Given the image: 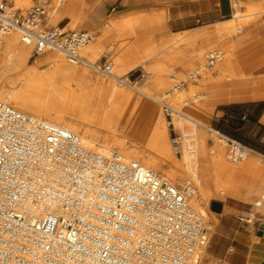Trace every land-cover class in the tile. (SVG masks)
<instances>
[{
    "label": "built area",
    "instance_id": "built-area-1",
    "mask_svg": "<svg viewBox=\"0 0 264 264\" xmlns=\"http://www.w3.org/2000/svg\"><path fill=\"white\" fill-rule=\"evenodd\" d=\"M43 5L37 2L22 18L0 0V38L20 30L22 42L33 46V57L54 50L80 62L78 52L94 37L85 31L48 29ZM220 60L219 55L209 54L206 65L212 68ZM92 67L103 75L113 70L109 63ZM167 97L161 107L170 121L180 112ZM214 132L226 142L234 163L252 152L238 140ZM22 140L31 151L26 158L12 150ZM4 147L16 157L13 162ZM34 155L45 185L33 198L35 214H24L32 222L23 227L33 238L18 242L22 251L30 248L31 261L17 259L11 264H201L199 256L209 245L212 227L189 203L196 195V174L184 186L171 184L117 152L97 154L63 126L31 119L0 102V168L6 170L0 169V182L23 178ZM6 199L0 194V225L22 228L6 224L5 217L15 215V210L3 205ZM41 204L48 207L37 215Z\"/></svg>",
    "mask_w": 264,
    "mask_h": 264
},
{
    "label": "bare ground",
    "instance_id": "bare-ground-1",
    "mask_svg": "<svg viewBox=\"0 0 264 264\" xmlns=\"http://www.w3.org/2000/svg\"><path fill=\"white\" fill-rule=\"evenodd\" d=\"M14 1L18 7L29 8L32 4V0ZM63 1L64 0H56L57 7L65 5ZM75 2L76 1L73 0L67 10H61L58 13V10H56L52 17V19L54 18L53 22L55 24L60 23L66 13L73 16V9H71L70 6L73 8V6L76 5ZM239 2L240 5L243 6L244 0H239ZM256 9H259V7ZM256 9L253 7L247 8V11L245 10L247 13H245L246 15L233 18L231 21L221 23V25L214 26L213 28L205 27L194 34V36L186 42L192 49V53L188 56L182 53L183 51L179 46L174 47L166 53L164 58H166L167 61H170V63L178 62L180 66L192 69L191 77H196L200 80L199 87L194 86L191 88L192 94L195 93L197 89H200V87L206 88L208 84L218 80L237 81L245 76L243 75L236 78L231 74V69L234 60L237 62V65L240 66L239 60L244 55L246 47L239 48L238 50L233 49L230 53L224 51L218 52L217 42L226 38L232 39L235 35H239L246 25L252 21L251 19L255 15V13L252 12ZM242 12L244 11H241V13ZM72 20L71 25L74 24L75 27V25L83 19L76 17ZM120 27L124 29L123 31L132 30L133 24L131 21H127L120 25H116V29ZM120 32L119 29L118 33ZM20 33V30H16L0 38V86L3 85L8 88L5 94L0 95V100L5 103H13L20 112L23 111L22 113H26L25 115L29 116L31 119L46 121L56 126H63L79 136L81 144L86 147L88 146V148L92 149L97 154L110 156L114 150H118V153L121 154L123 158H127L126 160L141 164L143 167L152 170L171 184L180 186L182 180L189 176V181H191L192 175L196 174V195L189 203L202 216L207 214L209 207L207 206L208 208L206 210V204L210 201V198L213 196L219 197L220 195L228 193L225 185L226 180L231 178L234 174L239 173L241 169L243 173L258 174V176L264 178L263 155L252 151L244 159L246 162L242 166L239 165L242 161L234 163L228 156V151L226 153V142L217 137L212 129L211 132L213 136L217 137L219 142L215 145V151L208 150V133L202 129H210L208 124L211 115L208 116L209 114L207 113L201 115L197 110L190 107L187 110V114H184L181 110L174 108L176 111L180 112V114L177 118L173 117L169 121L162 115L159 109L160 107H157L149 101H144L147 115L144 121H137L134 114L131 115L126 107L130 108L129 105L138 99L123 89L128 88L129 85L126 84L123 79L122 70L116 69L110 75H104L105 78L103 79L97 77V84H95L92 89V95L94 96L91 97V99L93 98L95 100H90L88 95L87 97L89 99L86 98V93L83 90L84 87L81 86L80 91L73 89L72 86L75 85L74 80H78L80 83L88 82L91 84V80H86L88 78H94L90 72L83 70L79 66L80 64L94 70L92 65L96 64V61L93 57V53H91V49L94 51V48L89 47L92 45L91 42L89 43L90 45H86L78 52V55L82 59L80 62L67 58L61 52L52 50L53 53L51 55L43 57L44 64L51 66L49 72L43 74L37 73L36 71L31 72L26 69V71L23 70L29 59L32 45L24 42L20 43L19 38H21L22 42ZM127 36L129 35L127 34ZM131 36V38H133V35ZM123 37L125 38L126 36ZM198 42H201V44L199 45ZM176 43L177 41H175V44ZM255 43L263 47L260 39H257ZM228 45L233 48V44L230 40L228 41ZM47 52L50 51H45L42 55ZM82 52H84L87 59L82 57ZM207 54H217L221 60L212 68L207 67V65L205 67L203 65L204 56ZM120 61L125 60L122 58ZM258 61V78L256 83L258 87H262L264 86V56H261ZM113 65L114 64H112V66ZM156 65L154 67L151 66L152 68L149 69L154 75L159 76L160 72H158V69L162 68V63L161 65ZM163 69H165V66H163ZM22 70L24 72H21ZM165 70L164 73H166L165 75L167 76L175 71L173 69ZM13 71H15L14 73L20 71L21 73H19V75H17L18 77L14 80H10L12 78H9V76ZM246 74L249 73L247 72ZM247 77L249 76L247 75ZM173 78L176 79V76H173ZM160 80L161 78L159 77L154 81L158 93L165 90L166 87V82L162 80L160 84ZM72 81L74 83L71 86ZM177 89L176 87L172 89L174 96H180V94L177 93ZM173 92H167L166 96H171ZM140 93L152 98L149 91ZM198 94H200V92L196 93L195 96V102L197 103L200 102L197 97ZM255 98L264 100V95L257 94ZM152 99L159 102L162 106L165 97L162 102L158 101L156 98ZM91 101L96 102L95 107L93 104L94 108L91 107ZM119 106H123L126 111H121ZM200 107L205 109V104H200L199 108ZM169 122H171V124H169ZM186 124H189L191 127L188 128L185 126ZM172 131L179 132L181 135V142H179V145L181 144L180 147L183 149V155L180 157H185L186 170H182L181 164L176 160L174 153L176 144L170 138V133H172ZM214 140L213 138V141ZM27 145L28 143L25 140L20 141L19 145L12 149L14 155L22 158L29 156V152L31 151L27 149ZM6 149L7 148L4 147L6 157L13 159V162L16 157L10 155ZM0 159H2V157ZM33 161H37L35 155L28 165H26V175L23 178L8 179L3 183L0 182V194L7 196L3 205L5 208L9 207L15 210L14 216L5 217L7 221L9 220L6 224L10 226L13 224L22 225V228L18 226H12V228L7 227V230L4 228V225H0V264H11L17 261V259H20L22 263L31 261L27 252L30 248L26 246V250L22 251L23 249L18 242L33 238V236H30L27 230L24 229L26 225L32 222L31 220L28 221L24 214L27 213L30 214V216H33V213L35 214V210L33 209V198H36L40 195L39 193L43 192L40 189L42 185L43 187L45 185L43 175L39 173ZM41 161L42 160H40V162ZM167 164L174 167L176 171L173 174L160 175V170ZM0 169L5 170L3 167ZM177 180L179 181L177 182ZM45 189H48V186H46ZM251 194L256 197V207H261L264 203V189L252 190ZM46 207L48 206L41 204L37 215L44 213ZM204 255L205 251L202 250L199 258L202 259Z\"/></svg>",
    "mask_w": 264,
    "mask_h": 264
},
{
    "label": "rangeland",
    "instance_id": "rangeland-1",
    "mask_svg": "<svg viewBox=\"0 0 264 264\" xmlns=\"http://www.w3.org/2000/svg\"><path fill=\"white\" fill-rule=\"evenodd\" d=\"M6 1L15 11L18 12L19 16H21L22 18H25L30 12V10L34 6H36L37 2L41 1L44 3L43 7L46 12L44 21L48 29L61 27L65 28V32H89L94 37V39L91 41L92 45L89 47L94 48V51H92L91 49V53H93V57L95 58L96 64L112 63L114 64L112 72H114V70L116 69L123 71V79L126 84L129 85L128 88L123 89L138 99L136 101H133L131 105H129L130 108H126L131 115L134 114V117L137 119V121H144L147 115V110L144 105V101H149L157 107H160L159 109L165 118L166 115L163 111V108L161 107V104L157 101H154L152 98H156L158 101L162 102L167 92H173V88H178L177 93L180 94V96H174L173 92V94L168 97V103L173 108L181 110L184 114H187L188 108L192 107L193 109L197 110L198 113L201 115H203L204 113L209 114L208 116L211 115L208 124L210 129L202 128L208 133L207 147L209 151H215V145L219 142L218 138L213 136L211 129L219 130L224 135H230L232 134V132H235V128L232 122L225 123L218 120V118H221V115H217L216 107L210 113L206 109V107L205 109L207 111L205 109H202L201 107L199 108L200 104H204L205 102L206 90L208 86L206 88L200 87V89H197L196 92L192 94L191 88L200 85V80L198 78L191 77V72L193 70L188 69L184 66H180V63L178 62L170 63V61H167L164 56L167 52H169L176 46H179L180 49L183 51L182 53L188 56L192 53V49L186 44V42L191 39L194 34L202 30L203 27L213 28L214 26L221 25L217 24L212 26L214 23H219L221 21L246 15L247 13L245 12V10L247 11V8L253 7L256 9L259 7V9H256L252 12L255 13V15L251 19L252 21L246 25L244 30L239 35H235L232 39L226 38L217 42V51H224L230 53L233 49L238 50L239 48L246 47L244 55L239 60L240 66L237 65V62L235 60L233 61L231 74H233L236 78L245 75L243 76V78L248 80V82L250 83L251 92L256 93V95H264V86L258 87L256 83L258 78V60L261 56H264V0H244L243 6L240 5L239 0H229L231 4L232 1L234 2V7H232V12L230 16L220 18L217 21H212V10L214 9V4L216 0H75L76 5L73 6V8L72 6H70L71 9H73L72 11L74 15L72 16L66 13L64 15L63 20L58 24H55L53 22L54 18L52 19V17L54 16V13L56 12V10H58L57 13L64 9L67 10L73 0H64L63 3L65 5H62L60 7H57L56 0H32V4L29 8L18 7V5L15 4L14 0ZM96 4L97 6H95ZM241 11L244 12L241 13ZM154 13H159L162 21L154 20L158 17L146 16V18L142 19L143 24L146 23V25L144 26L145 28H137L135 30L123 31L124 29L120 27V33H118L119 29H116V25L114 22H112V19H109L110 16L120 17L121 19L118 20L116 23L120 25L123 22L122 20H124L125 18H135L142 15H150ZM76 17H80L83 20H81V22H79L74 27V24L71 25V23L73 21L72 19ZM183 19H185V21L186 19H188L190 23H186L184 25L182 23ZM127 34L129 36H127ZM131 35H133V38H131ZM20 36L22 37L21 33ZM123 36H126L127 38H124ZM257 39H260L261 43L263 44V47L255 43ZM229 40L233 44V48L229 47ZM175 41H177L176 44ZM19 42L23 43L21 42V38H19ZM198 44L200 45L201 42H198ZM52 53L53 51H50L43 55L40 54L39 56L33 57L32 46L30 49L29 59L25 64L23 70L26 69L31 72L36 71L37 73L43 74L49 72L51 70V66L48 64H44L43 57L49 56ZM81 55L84 59H87L84 52H82ZM207 55L204 56L203 65L205 67ZM160 57H163L164 59ZM118 58L120 60H122L123 58L125 61H120ZM160 62L162 63V65ZM154 64H160L162 66V68L158 69V72H160L159 76L154 75L149 69L154 67ZM79 66L83 70L90 72L94 78H88L86 80H91V84L88 82L80 83V81L74 80L75 85H73L74 82L72 81L71 86L73 85L72 88L79 91L81 89V86L84 87L85 89L83 88V90L86 93V98L89 97L90 100H95L93 98L91 99V97L94 96L92 95V89L94 85L97 84V77L103 79L105 78V76L99 72H96L95 70H92L89 67L82 66L80 64ZM163 66H165V69L167 70L173 69L175 71H173L172 73H170V75L167 76L165 75L166 73H164L166 70L163 69ZM23 70L21 72H24ZM14 72L15 71L10 73L11 75L9 76V78H12L10 80H14L16 77H18L17 75L21 73L20 71L17 73ZM247 72L249 74H246ZM247 75L249 77H247ZM173 76H176V79H174ZM159 77L161 78L160 84L162 83V80H164V82H166V87L165 90L160 91L158 93L154 81ZM219 81L223 80H218L216 82ZM7 89L8 88L6 86L4 87L3 85H1L0 95L5 94L8 91ZM139 91H149L150 96L152 98L141 94ZM198 92H200V94H198L197 96L200 102L197 103L195 102V96ZM0 102L3 101L0 100ZM90 103L91 107L94 108L96 102L91 101ZM8 104L14 106L13 103ZM246 108L251 110L252 106H247ZM16 109L19 110L18 108ZM119 109L121 111H126L123 106H119ZM221 110L222 109H220V111ZM185 126H187L188 128L191 127L189 124H186ZM254 129H256V126L255 124H252L250 125V128L244 131V133L236 134H239L240 142H242L246 146L255 145L257 147L264 148V129L260 130L258 133H256L257 130ZM170 138L176 144V149L174 147L176 160L181 164L182 170H186L185 157H180L181 155H183V149H181L180 147L181 144L177 145L176 143L177 138H181V135L179 132L174 133L172 131V133H170ZM213 138L215 139L214 141ZM179 141L181 142V140ZM116 152L118 153V150H114L112 154ZM124 159L127 158L124 157ZM245 162L246 160H242L241 164L239 165L242 166ZM175 171L176 169L174 167H171L169 164H167L162 167L159 174H173ZM189 178L190 177L188 176L184 180H182L180 186H184L187 182H189ZM258 180L262 181L260 185H258ZM178 181L179 180H177V182ZM225 185L226 191H228V193H226L225 195H220L219 197L213 196L212 198H210V201L206 204V210L208 207L209 208L207 210V214L203 215V217L205 216V220L210 225H212L210 237L214 232L213 223L216 220V214L211 211L212 202L224 201L225 198H227L228 196L241 197L243 196L241 194L246 191V196L248 198L252 197L253 199L249 200L250 204L254 208L252 214H262L264 212V203L261 207H256V197L251 194L252 190L254 191L260 188L264 189V178H261L260 176H258V174L243 173V170L241 169L239 173L234 174L231 178H228L225 182ZM245 217L248 220H252V223L254 224L258 215H246ZM204 251L205 255L202 259H200L201 264H220L210 261L206 249Z\"/></svg>",
    "mask_w": 264,
    "mask_h": 264
},
{
    "label": "crops",
    "instance_id": "crops-1",
    "mask_svg": "<svg viewBox=\"0 0 264 264\" xmlns=\"http://www.w3.org/2000/svg\"><path fill=\"white\" fill-rule=\"evenodd\" d=\"M232 7H234L233 1L231 4L229 0H216L212 10V21L229 17ZM146 16L158 17L153 19L162 21L160 14L154 13L135 18H125L122 23L131 21L132 30L145 28L146 23L143 24L142 19ZM109 19H112L115 25H119L116 23L121 18L110 16ZM229 21L231 19L214 23L212 26ZM182 23L185 25L190 21L183 19ZM250 87L248 80L240 78L237 81L223 80L212 83L208 85L206 90L204 102L206 109L212 112L216 107L217 115H221V118H218L219 121L232 122L235 132L226 136L239 142V134L236 133H244L246 129L250 128V125L255 124L256 133L264 129V100L256 99V93L251 92ZM247 106H252V109H247ZM220 109L222 110L220 111ZM246 147L264 156V148L255 145ZM261 183L262 181L258 180V185ZM241 195L243 196H228L224 201H220L222 212L214 213L216 214V220L213 223L214 232L206 248L207 255L212 262L220 264H264V229L260 230L259 228L261 224L264 225V212L252 214L254 208L249 200L253 199L246 196V191ZM246 215H258L256 222L254 224L252 221L250 222L245 217Z\"/></svg>",
    "mask_w": 264,
    "mask_h": 264
},
{
    "label": "water",
    "instance_id": "water-1",
    "mask_svg": "<svg viewBox=\"0 0 264 264\" xmlns=\"http://www.w3.org/2000/svg\"><path fill=\"white\" fill-rule=\"evenodd\" d=\"M211 211L214 213H218V214L221 213L222 212V204L219 202H212L211 203ZM259 228H260V230H263L264 225L261 224Z\"/></svg>",
    "mask_w": 264,
    "mask_h": 264
}]
</instances>
